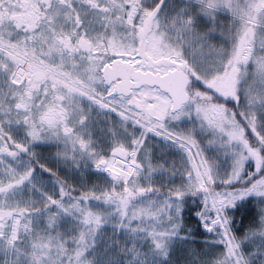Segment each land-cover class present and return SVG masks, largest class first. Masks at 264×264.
I'll use <instances>...</instances> for the list:
<instances>
[{
    "label": "snow or ice",
    "instance_id": "snow-or-ice-1",
    "mask_svg": "<svg viewBox=\"0 0 264 264\" xmlns=\"http://www.w3.org/2000/svg\"><path fill=\"white\" fill-rule=\"evenodd\" d=\"M0 264H264V0H0Z\"/></svg>",
    "mask_w": 264,
    "mask_h": 264
}]
</instances>
